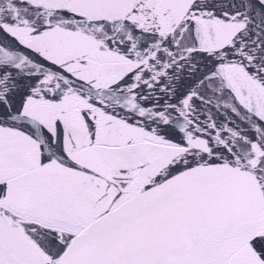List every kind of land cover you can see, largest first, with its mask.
<instances>
[{"label":"snow or ice","instance_id":"obj_1","mask_svg":"<svg viewBox=\"0 0 264 264\" xmlns=\"http://www.w3.org/2000/svg\"><path fill=\"white\" fill-rule=\"evenodd\" d=\"M0 264H264V0H0Z\"/></svg>","mask_w":264,"mask_h":264}]
</instances>
